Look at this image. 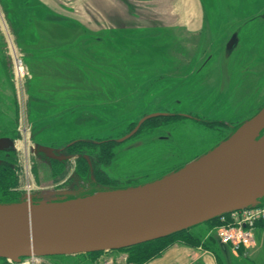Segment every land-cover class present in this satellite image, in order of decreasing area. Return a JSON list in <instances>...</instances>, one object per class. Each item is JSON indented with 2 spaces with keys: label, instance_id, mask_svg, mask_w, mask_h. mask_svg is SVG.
<instances>
[{
  "label": "rangeland",
  "instance_id": "1",
  "mask_svg": "<svg viewBox=\"0 0 264 264\" xmlns=\"http://www.w3.org/2000/svg\"><path fill=\"white\" fill-rule=\"evenodd\" d=\"M42 1L47 5L0 0V165L16 177L9 189L14 202L0 204L65 202L144 187L204 157L264 108V0H201L198 32L162 27L160 14L173 12L170 3ZM235 33L238 46L227 56ZM55 42L56 49L44 48ZM16 55L29 74L22 83L14 81ZM50 57L61 70L49 68ZM152 114L161 115L123 141ZM43 148L65 159L55 161ZM226 218L151 246L192 239L220 254L221 264H264V223L256 225L251 246L235 253L217 238L233 221ZM114 251L103 260L82 254L21 263H118L128 255Z\"/></svg>",
  "mask_w": 264,
  "mask_h": 264
},
{
  "label": "water",
  "instance_id": "2",
  "mask_svg": "<svg viewBox=\"0 0 264 264\" xmlns=\"http://www.w3.org/2000/svg\"><path fill=\"white\" fill-rule=\"evenodd\" d=\"M238 43L235 33L227 56ZM160 115L141 119L123 141ZM263 132L264 108L210 153L155 183L65 202L0 204V259L21 263L33 256L120 250L258 205L264 197ZM41 151L65 159L51 149Z\"/></svg>",
  "mask_w": 264,
  "mask_h": 264
},
{
  "label": "crops",
  "instance_id": "3",
  "mask_svg": "<svg viewBox=\"0 0 264 264\" xmlns=\"http://www.w3.org/2000/svg\"><path fill=\"white\" fill-rule=\"evenodd\" d=\"M40 2L43 3L42 0H39ZM138 2H141L143 0H136ZM152 2L156 1L157 3L166 4H174V9L173 12L171 11L170 13L166 12L164 14L161 12L160 15H162V24L164 26L162 27H176V28H184L186 27L190 31H195L198 32L201 28H203L204 25V9L202 6V1L201 0H151ZM47 5V3H44ZM193 8V9H192ZM172 10V8H170ZM44 14V13H43ZM156 16H159V12H156ZM121 17V15L119 16ZM141 16H139L140 18ZM190 18L195 19V21L192 23ZM191 22V23H190ZM158 25L159 22H157ZM153 25V24H152ZM154 29V28H151ZM58 42L53 43V45L47 46L44 45V48L50 49L54 48L55 49L58 47L57 45ZM65 48V47H62ZM62 48H58V50H62ZM36 60V57L34 58ZM50 61L49 68H57L60 69L62 68V64L57 66V63L55 62V59L51 58L48 60ZM52 61V62H51ZM35 62V61H34ZM75 64H73L76 67V61H74ZM72 66V64H70ZM68 67V65H66ZM62 69V72L64 71V68ZM71 69V68H70ZM51 70V69H50ZM61 70V69H60ZM68 70V69H65ZM75 74L78 72L74 70ZM74 72H66V76H72L74 75ZM116 251H104L99 255H102V260L108 258L109 256L116 255ZM87 255V254H86ZM89 255V254H88ZM125 257H121L122 260L119 261L118 263H92L89 262V264H131L127 260L128 255L124 253ZM58 257V256H57ZM61 257H69V256H61ZM86 260V258L82 259ZM81 260V261H82ZM221 256L220 254L204 249L203 247L197 248V247H192L186 244H176L173 246H170L166 250H164L159 256L154 257L150 259L149 261L143 263V264H221Z\"/></svg>",
  "mask_w": 264,
  "mask_h": 264
},
{
  "label": "built area",
  "instance_id": "4",
  "mask_svg": "<svg viewBox=\"0 0 264 264\" xmlns=\"http://www.w3.org/2000/svg\"><path fill=\"white\" fill-rule=\"evenodd\" d=\"M14 61V81L15 83H22L29 75L23 56L16 55ZM226 217L233 218V221L217 230L219 243L232 249L235 253L247 250L254 242L253 231L257 228L256 225L264 223V205L248 207L220 218L225 221Z\"/></svg>",
  "mask_w": 264,
  "mask_h": 264
},
{
  "label": "trees",
  "instance_id": "5",
  "mask_svg": "<svg viewBox=\"0 0 264 264\" xmlns=\"http://www.w3.org/2000/svg\"><path fill=\"white\" fill-rule=\"evenodd\" d=\"M15 184H16V177L14 175V172L10 168V166L0 165V199H6V200H9L11 202H14L13 197H16V196L11 194L9 192V189L12 188L13 186H15ZM4 203L12 204L10 202H4ZM219 220H220V218H216V219L212 220L211 222H214L217 224V222ZM186 232H188V230H184V231L175 233V234L168 236V237H165V238H160V239L153 240L150 242H145V243L138 244V245H135L132 247L124 248V249H127L128 256H129L130 260H132V261L129 260V262L133 263V264H143V263L149 261L150 259L159 256L164 250H166L167 248L172 246L174 243L170 242V243L164 244L163 247L160 246L161 248L157 247V249L151 245H153L154 243H158V242L171 241V240H173V238L180 236V235H183ZM191 240H182L183 242H180V243H184V244L192 246V247H199L200 246V244H197V242H192ZM143 246L145 248L142 251H132L131 250V249L143 247ZM204 247H206V246H204ZM101 253L102 252L90 253V255L101 254Z\"/></svg>",
  "mask_w": 264,
  "mask_h": 264
},
{
  "label": "bare ground",
  "instance_id": "6",
  "mask_svg": "<svg viewBox=\"0 0 264 264\" xmlns=\"http://www.w3.org/2000/svg\"><path fill=\"white\" fill-rule=\"evenodd\" d=\"M29 189H31V191H32V188H29ZM31 203V202H30ZM79 255H82V254H79ZM33 258H36L35 256H33ZM53 258H58L57 256H54ZM13 264H16V263H13ZM19 264V263H18ZM21 264H23V263H21ZM27 264V263H26Z\"/></svg>",
  "mask_w": 264,
  "mask_h": 264
},
{
  "label": "flooded vegetation",
  "instance_id": "7",
  "mask_svg": "<svg viewBox=\"0 0 264 264\" xmlns=\"http://www.w3.org/2000/svg\"><path fill=\"white\" fill-rule=\"evenodd\" d=\"M54 160V159H53ZM55 161H57V160H55Z\"/></svg>",
  "mask_w": 264,
  "mask_h": 264
}]
</instances>
